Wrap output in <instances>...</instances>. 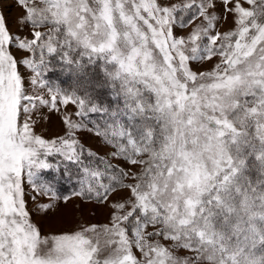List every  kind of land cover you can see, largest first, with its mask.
<instances>
[{
    "label": "snow or ice",
    "instance_id": "snow-or-ice-1",
    "mask_svg": "<svg viewBox=\"0 0 264 264\" xmlns=\"http://www.w3.org/2000/svg\"><path fill=\"white\" fill-rule=\"evenodd\" d=\"M218 2L233 30H216ZM17 3L26 35L0 14V264H264V0ZM53 58L99 66L116 106L50 82ZM45 109L63 134L34 131ZM57 172L77 176L70 195ZM25 186L45 214L76 197L109 204V222L42 237Z\"/></svg>",
    "mask_w": 264,
    "mask_h": 264
},
{
    "label": "rangeland",
    "instance_id": "rangeland-1",
    "mask_svg": "<svg viewBox=\"0 0 264 264\" xmlns=\"http://www.w3.org/2000/svg\"><path fill=\"white\" fill-rule=\"evenodd\" d=\"M244 6L248 7L246 4ZM216 12L219 16V20L216 24L217 31L225 32L235 28L232 14L225 15L219 2L217 3ZM0 14L6 18L7 26L12 33H16L19 30L22 35L27 34L28 29L19 23V19L23 15V10L18 5L17 0H0ZM187 31V28L183 30L177 29V35H184ZM11 50L18 61L26 55L24 52H17L15 48H12ZM217 62V59L214 58L208 63H204L202 65L192 63L190 66L193 70L208 71L211 70ZM19 71L24 72L27 77V73L23 67H20ZM48 80L57 84L50 80V78H48ZM67 110L71 112L73 110V106L69 104L67 106ZM43 114L47 116V119H39L34 126V131L37 134L48 138L63 134L65 131V126L61 120V117L64 114L63 110L49 113L45 109ZM33 118L36 119L35 116ZM77 136L86 148L95 151L99 156H106V154L111 151L109 146H106L99 137L94 136L89 131H79ZM111 162L113 164H120L127 168L122 160H111ZM133 171H136V169H133ZM55 178L53 183L56 184V187L60 190L59 192L61 195H70L71 192L78 187V184H58L56 183ZM25 191L28 193L25 198L27 200V208L30 211V220L37 226L42 237H50L58 234H72V232L80 230L81 227H88L92 224L99 226L109 222V213L111 208L107 203H100L95 200H82L81 198L72 197L67 203L63 202L61 199L53 208L48 209L45 214L44 211L37 209L36 204L48 202V198L43 197L38 198L37 201H33L30 199V196L33 195L31 189L25 186ZM126 195V191H120L111 195L110 200L114 201L118 198L125 197ZM162 243L167 242L162 241ZM178 254L184 255L185 253L179 252Z\"/></svg>",
    "mask_w": 264,
    "mask_h": 264
},
{
    "label": "trees",
    "instance_id": "trees-1",
    "mask_svg": "<svg viewBox=\"0 0 264 264\" xmlns=\"http://www.w3.org/2000/svg\"><path fill=\"white\" fill-rule=\"evenodd\" d=\"M85 63L87 62L85 61ZM46 76L47 79L50 78V80L57 83L62 89L72 90L76 88L82 92L90 93L94 100L102 101L104 106H109V101H112L110 105L111 107L116 106V101L113 99L111 88L107 84L103 72L100 70L99 66L87 67L84 73L79 74L74 69L62 65L55 58H53L51 62V70L46 73ZM90 119L100 121L102 120V117L95 115L90 117ZM73 172H76L74 166ZM51 174L52 173H49V176H51ZM55 177V181L58 184H77L76 175H73V177L69 179L67 175L61 176L59 172H57L55 173Z\"/></svg>",
    "mask_w": 264,
    "mask_h": 264
}]
</instances>
